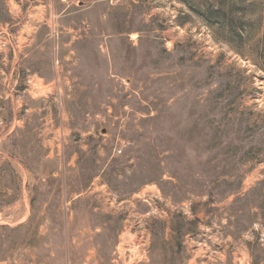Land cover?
I'll return each instance as SVG.
<instances>
[{
  "label": "rangeland",
  "instance_id": "rangeland-1",
  "mask_svg": "<svg viewBox=\"0 0 264 264\" xmlns=\"http://www.w3.org/2000/svg\"><path fill=\"white\" fill-rule=\"evenodd\" d=\"M0 264H264V0H0Z\"/></svg>",
  "mask_w": 264,
  "mask_h": 264
}]
</instances>
